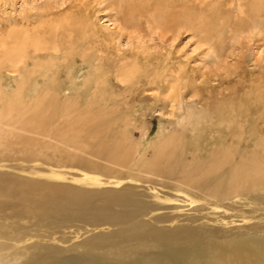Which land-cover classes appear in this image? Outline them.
<instances>
[{
  "label": "bare ground",
  "instance_id": "6f19581e",
  "mask_svg": "<svg viewBox=\"0 0 264 264\" xmlns=\"http://www.w3.org/2000/svg\"><path fill=\"white\" fill-rule=\"evenodd\" d=\"M112 2L123 22L133 28L138 25L140 18L147 17L153 25L161 26L160 28L163 26L165 30L173 33L176 31V34L181 29L196 26L199 34L203 33L206 40L218 36L215 23L221 17L218 16L219 5L204 8L200 2V5H191V0ZM90 3V0H78L74 4H67L63 12L59 9L54 12L50 8L42 14L39 26L28 28L29 25L21 22L20 28L13 25L5 33L0 32V125L8 117L9 126L12 124L49 137L54 136L67 148L123 169H128L133 164L131 170L142 174L138 176H151L174 182L176 186L173 185L170 189L175 196L168 195L162 199L156 193L151 196L156 199L151 202L155 206H160L162 201L169 203L180 199V202L191 206L194 212L203 209L202 206H208L215 211L224 207L230 209L238 199H242L248 202L247 206L261 205V210L264 211V137L257 138L256 128L246 126L245 123L247 119H251L252 113L250 107L245 109L238 103L240 101L234 102L232 98L221 103V106L205 118L189 116L187 111L180 120L186 127L178 130L176 135H170L161 128L148 146L132 142L130 120L125 112L117 114L114 107L109 108L111 94L102 78L107 73L119 76L120 82L127 84L130 91L133 86H137L136 81L141 82V78L151 75L147 65H152L153 61L151 55H145L144 52L121 51V61L115 63L111 71L101 70L100 63L105 57L99 54L105 51V48L101 49L104 41L98 36L93 20L90 19L87 9ZM246 5L248 21L238 23L236 27L239 30L256 25V20L264 12V0H248ZM80 8L83 10L80 11ZM48 16L50 19L47 21ZM24 24L29 22L25 21ZM53 53L59 55L62 62L50 59ZM76 58L81 59L80 64ZM4 71L16 72L20 77L15 90H9V93L4 88L1 76ZM83 71H86V75ZM62 73L67 80V92L74 93L72 96H62V82L59 80ZM79 79L82 81L77 83ZM183 79L184 76H179L176 86L172 83L163 88L174 94L173 101H177V106L180 105V91L186 86ZM79 84L84 88L86 84H92V93L90 96L88 94L87 101L82 97ZM258 100L262 105L259 116L264 119V95L259 96ZM188 127H191L189 132ZM12 128L11 131L7 128L6 132H16ZM2 132L0 139L2 138L3 144L8 139H5L7 133ZM31 135H34L33 132ZM9 142L13 144L12 141ZM248 142L252 143L251 146H248ZM89 170L96 171V168L91 166ZM53 176L60 177L57 173ZM82 178L91 181L87 173H83ZM21 183L23 182H20L18 190L13 192L19 200L26 202L30 196L34 201L39 200L38 197L42 198L41 194L31 195L29 189ZM121 183L116 180L117 185ZM148 190L154 192L156 189L151 187ZM122 191L113 190L109 192L110 196H106L112 202L109 209L115 208L114 218L108 225L126 227L110 234L112 237L104 246L105 249L101 247L99 251H95L80 246V255L73 259L55 255L51 257V261L44 262L39 261L43 249L41 245H37L20 249L12 255L1 254L0 264H264V228L252 225L247 227L245 233L233 234L215 231L204 225L192 227L185 224L172 227L171 224L172 228L160 229L147 222L134 223L139 216L149 215L151 218L155 213L151 209L144 215L135 213V199H131V196L128 198L127 192ZM126 209L130 212L127 214L129 218L117 216L123 214L118 212ZM19 216L22 217L21 214ZM162 218L157 216L154 223H173V219ZM250 221L251 219L242 220L247 224ZM14 225L16 226L15 223ZM15 240L18 243L27 242L30 238L17 237Z\"/></svg>",
  "mask_w": 264,
  "mask_h": 264
},
{
  "label": "rangeland",
  "instance_id": "374dc122",
  "mask_svg": "<svg viewBox=\"0 0 264 264\" xmlns=\"http://www.w3.org/2000/svg\"><path fill=\"white\" fill-rule=\"evenodd\" d=\"M77 1L0 0V32L5 33L13 25L20 28L22 23L29 25L28 28L39 26L42 14L48 9L52 8L54 12L58 9L64 11L67 4H74ZM90 2L87 7L90 19L93 20L98 36L104 41L101 49L105 48V51L99 54L105 57L100 63L101 70L111 71L113 65L121 61L119 59L121 51L144 52L145 55L150 54L153 61L152 65L146 64L151 75L148 78H141V82L136 81L137 86H133L130 91L127 84L120 82L119 76L107 73L102 78L111 94L109 108L114 107L117 114L125 112L130 120L132 127L130 136L134 144L150 145L161 128L170 135H176L178 130L186 127L180 120L187 111L189 116L197 115L205 118L215 108L221 106V103L228 102L232 98L234 102L240 101L238 103L245 109L250 107L251 119H247L245 124L250 128H256L257 138L264 137V119L259 116L262 105L258 100L259 96L264 95V12L256 20V25L239 30L237 24L248 21L245 13L248 0H191V5H200L198 3L200 2L204 8L219 5L218 16L221 17L215 23L218 36L206 40L203 33L199 34L196 26L181 29L176 34V31L173 33L165 30L163 26L160 28L161 26L153 25L147 17L140 18L138 25H134L133 28L123 22L112 0H99V2L90 0ZM81 10L83 8H80ZM25 21L29 24H24ZM50 57L58 63L62 62L59 55L53 53ZM76 59L80 64L81 59ZM85 73L86 71H83L84 75ZM62 74L59 80L62 82V96L66 97L70 92H67V80L65 74ZM1 76L7 92L14 91L20 78L18 74L4 71ZM179 76H184L183 82L186 86L180 91L178 96L180 105L177 106V101H173L174 94L163 88L172 83L176 86ZM154 80L155 83H152ZM81 81L82 79H79L77 83ZM157 84L160 86L157 87ZM78 86H81L82 97L87 101L88 94L90 96L92 93V84H86L85 88L81 84ZM6 119L3 125H0V137L2 131L6 132L7 128L11 131L14 127L16 132L14 130L12 131L14 134L10 131L6 132L5 139L8 140L3 144L2 138L0 139V255H12L20 249L41 245L43 250L40 252L39 261L49 262L55 255L66 257L68 260L73 259L80 255L81 250H78L80 246L99 251L109 243V238L112 237L110 234L126 227L108 225L114 218L115 208L109 209L112 202L106 196H110V191L113 190H123L122 192H127L128 198L131 196V199H135L137 208L135 213L144 215L149 213L150 209L155 213L151 218L149 215L139 216L134 223L147 222L160 229L180 227L185 224L192 227L204 225L215 231L221 230L233 234L245 233L247 227L252 225L264 228L262 206L257 204L247 206L248 202L242 199H238L239 201L237 200L230 209L223 206L224 208L215 211L208 206H202L203 209L194 212L187 203L184 204L180 199L174 198H172L174 202L162 201L160 206H155L151 203L156 201L151 197L152 195L157 193L162 199L168 195L175 196L170 189L173 185L176 186L174 182L162 181L151 176H138L142 174L131 170L133 164L128 169L117 167L107 161L67 148L54 136L49 137L44 133L22 129L12 124L9 126V118ZM187 130L189 132L191 127ZM32 132L34 135H31ZM23 143L26 145L23 146ZM251 144L249 143L248 146ZM201 151L205 152V150ZM91 166H94L96 171H90ZM54 173L59 174L60 177L53 176ZM83 173H87L91 181L95 180L91 183L90 179L82 178ZM116 180L122 183L117 185ZM20 182L24 183L31 195L41 194L42 198L38 197L39 200L34 201L30 196L26 202L19 200L13 192L18 190ZM151 187L156 190L154 192L148 190ZM8 193L10 194L7 195ZM118 213H123L117 215L123 219L130 217L127 215L130 213L127 209ZM20 214L22 217L19 216ZM157 216L173 219V223L155 224ZM243 219H251V221L247 224L242 222ZM17 237L30 238V240L18 243L15 240Z\"/></svg>",
  "mask_w": 264,
  "mask_h": 264
}]
</instances>
